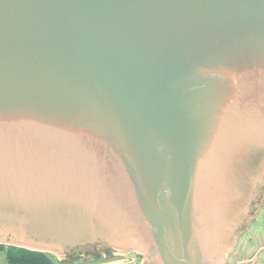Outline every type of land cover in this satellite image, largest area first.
Segmentation results:
<instances>
[{
  "label": "water",
  "instance_id": "95a60500",
  "mask_svg": "<svg viewBox=\"0 0 264 264\" xmlns=\"http://www.w3.org/2000/svg\"><path fill=\"white\" fill-rule=\"evenodd\" d=\"M263 198L264 0H0V244L226 264Z\"/></svg>",
  "mask_w": 264,
  "mask_h": 264
},
{
  "label": "rangeland",
  "instance_id": "374dc122",
  "mask_svg": "<svg viewBox=\"0 0 264 264\" xmlns=\"http://www.w3.org/2000/svg\"><path fill=\"white\" fill-rule=\"evenodd\" d=\"M257 214L254 216L252 221L248 224L246 231L242 233L239 238V242L237 244V248L235 251L229 256L226 264H238L239 261L253 259L257 255L256 260L249 264H264V198L261 201ZM105 254L111 253H120L116 251L114 248L105 249ZM261 252V253H259ZM125 253V252H123ZM130 255H137L136 260L139 264H145L146 255L138 254L134 251L129 252ZM258 253L260 254L258 256ZM51 254V253H50ZM57 262H62L64 264H74L76 262L84 261L86 259H94L104 256L101 254H90V256L86 257L84 254L75 253L71 257H58V255L52 254L50 255ZM3 250H0V259L4 258ZM9 264V263H6Z\"/></svg>",
  "mask_w": 264,
  "mask_h": 264
},
{
  "label": "trees",
  "instance_id": "16d2710c",
  "mask_svg": "<svg viewBox=\"0 0 264 264\" xmlns=\"http://www.w3.org/2000/svg\"><path fill=\"white\" fill-rule=\"evenodd\" d=\"M0 250L6 253L10 264H45L46 260L52 255L47 252L6 244H0Z\"/></svg>",
  "mask_w": 264,
  "mask_h": 264
},
{
  "label": "crops",
  "instance_id": "0c3cea01",
  "mask_svg": "<svg viewBox=\"0 0 264 264\" xmlns=\"http://www.w3.org/2000/svg\"><path fill=\"white\" fill-rule=\"evenodd\" d=\"M4 258L0 259V264L9 263V260L6 256V253L3 252ZM137 255H130L127 253H111L105 254V256L94 258V259H86L84 261L76 262L74 264H139L136 260ZM10 264V263H9ZM26 264V263H24ZM45 264H64L62 262H57L53 257H49Z\"/></svg>",
  "mask_w": 264,
  "mask_h": 264
},
{
  "label": "flooded vegetation",
  "instance_id": "af4514ba",
  "mask_svg": "<svg viewBox=\"0 0 264 264\" xmlns=\"http://www.w3.org/2000/svg\"><path fill=\"white\" fill-rule=\"evenodd\" d=\"M240 237H241V236H240ZM263 249H264V248H263ZM260 253H261V252H260ZM231 254H232V253H231ZM231 254H230V255H231ZM259 255H260V254H258V256H259ZM69 257H71V256H69Z\"/></svg>",
  "mask_w": 264,
  "mask_h": 264
}]
</instances>
